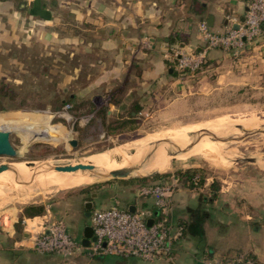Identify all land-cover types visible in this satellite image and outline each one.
I'll return each instance as SVG.
<instances>
[{"label": "crops", "instance_id": "crops-1", "mask_svg": "<svg viewBox=\"0 0 264 264\" xmlns=\"http://www.w3.org/2000/svg\"><path fill=\"white\" fill-rule=\"evenodd\" d=\"M248 2L0 0V45L39 41L46 46L56 43L72 54L83 50L94 57L97 70L88 88L105 89L94 98L106 109L105 120L116 119L120 113L137 118L164 105L186 107L195 96L233 76H264V28L238 54L210 48L205 65L196 74H178L173 60L166 56L179 48L201 50L206 42L199 25L205 22L211 32L225 33L233 26L232 19L241 22ZM210 182L206 180L198 188L179 184L168 213L170 242L163 255L144 260L118 255L90 258L80 252L72 264H203L232 251L249 252L264 264V176L243 177L233 187H221L214 196ZM119 189L112 184L101 186L90 192L89 200L95 204L107 198V208L121 206V200L126 201L121 208L134 205L123 193H116ZM129 191L134 195L136 189L130 187ZM78 211L77 204L69 210L62 207L53 217L66 219L77 216ZM73 222L78 237L72 238L81 243L90 221ZM4 224L0 227V264H63L56 253L33 250L28 233L18 237L13 224Z\"/></svg>", "mask_w": 264, "mask_h": 264}, {"label": "rangeland", "instance_id": "rangeland-1", "mask_svg": "<svg viewBox=\"0 0 264 264\" xmlns=\"http://www.w3.org/2000/svg\"><path fill=\"white\" fill-rule=\"evenodd\" d=\"M93 64L94 57L86 55L83 50L72 54L64 51L56 43L48 46L39 41L0 45V86L3 84L4 90L14 94L0 96L2 108L0 124L9 125L12 131L10 142L17 152L15 158L0 156V163H7L9 166L11 163L45 164L44 162L56 161L74 165L81 161L87 164L89 159L96 163L100 159L107 161L108 164L107 157L103 159L100 157L103 152L109 154L147 134H177L207 124V130L222 129L220 132L222 138L239 136L237 140L231 138L228 142L221 139L220 153L226 158L222 156L217 159H221L224 166L214 167L203 159L195 157L186 162L175 163L166 172H154L146 176L106 178L65 190L48 185L45 187L47 192H42V188L44 189L42 185L29 187V184L27 188H13L8 186L9 183H1V196L12 199L14 195L20 197L23 193L22 197L27 196V198L22 199V202L0 201V227L6 223L7 226L13 224L14 228L23 206L42 204L44 212L41 215L24 217L21 223L22 232L35 234L40 231L41 223L50 217L54 218L53 215L62 207L63 210H69L77 204L79 214L75 215L76 217L68 215L66 220L61 216L68 232L76 238L78 235L73 221L76 220L78 223L90 221V217H86L83 212V200L89 199L90 192L101 186L112 184L120 187L116 193L120 195L123 193L124 198L128 197L134 202L135 194L132 195L129 188L135 191L139 179L154 174L172 173L178 169H200L204 176L203 183L209 180L218 183L219 189L222 187L224 190L233 187L236 181H242L243 177L264 176L263 76L230 77L217 88L192 98V102L186 107L164 105L149 113L138 114L133 121H129L125 113H120L116 119L109 118L104 121L99 113L104 109L103 104H98V101L96 103L94 98L102 96L105 89L104 87L91 90L88 88L92 77L97 74ZM71 95L74 97L72 98ZM218 119H223L222 124L212 123ZM32 123L38 124L39 129L33 125V128H28ZM37 130L39 131L36 132ZM249 131L259 132L248 134ZM65 137L75 139L76 145L68 148L69 145L63 139ZM248 158H253L255 162L248 161ZM127 159L125 158L126 162ZM46 174H41L42 180L52 183L51 173ZM22 175H25L26 179L29 176L25 172H22ZM38 179L31 176L27 181L37 183ZM204 191L211 193L209 189ZM121 202L123 203L119 207H124L126 201L121 200ZM107 204H109L107 198L101 202L96 201L93 210L107 208Z\"/></svg>", "mask_w": 264, "mask_h": 264}, {"label": "built area", "instance_id": "built-area-1", "mask_svg": "<svg viewBox=\"0 0 264 264\" xmlns=\"http://www.w3.org/2000/svg\"><path fill=\"white\" fill-rule=\"evenodd\" d=\"M244 21L233 20V26L225 33L211 32L205 22L199 25L206 44L197 51L176 49L167 53L174 62L178 74L195 73L206 62V54L210 48H221L238 54L246 43L262 34L264 28V0H249ZM198 176L193 178L198 183ZM179 182L174 175L164 181H151L138 185L135 191L134 212L128 208L110 206L95 209L90 215L94 240L87 246L72 238L67 225L62 219L48 218L41 223L40 231L28 234L31 248L38 252L56 253L64 264H70L80 252L88 257L118 255L122 257H138L152 260L163 255L170 242V223L168 213L172 197L178 189ZM151 199L150 204H148ZM153 210L156 214H153ZM150 211L151 225H147L146 212ZM203 264H256L249 252H240L230 259L218 257L208 258Z\"/></svg>", "mask_w": 264, "mask_h": 264}, {"label": "bare ground", "instance_id": "bare-ground-1", "mask_svg": "<svg viewBox=\"0 0 264 264\" xmlns=\"http://www.w3.org/2000/svg\"><path fill=\"white\" fill-rule=\"evenodd\" d=\"M222 121L223 119H218L214 120L212 123L217 125L222 124ZM32 125L36 126V128L39 129V126L36 123L29 124L28 128H33ZM206 127L207 124H202L196 128L186 130L177 134H147L139 140L122 145L119 149L113 150L109 154L107 152H101V159L107 157L109 160L108 164L105 160L99 159L98 161H96V163H93L94 161L89 159L87 164H91L94 166V169L91 171H60L57 170L56 166L61 163L56 161L44 162L45 164H34L33 162H22L23 164L11 163V165L8 166V169L0 172V186L1 183H9L8 186H12L13 188H27L26 186L29 184V187L42 185L41 187L44 186V189L42 188V192H47L45 187H47L48 185H52L59 190H65L99 181L103 179V177L106 176L108 172L115 169L134 167V169H132V171L129 173V176H146L154 172H166L170 170L175 163L179 161L186 162L188 159H192L195 157L203 159L211 166L222 167L224 166L223 161L221 159H217L224 156L220 153L222 148V142L220 139L222 137L220 132L222 131V129L215 130L211 128L210 130H207ZM0 129L10 130V127L7 124H0ZM38 131L39 130H37L36 132ZM65 138H63L64 141ZM237 138L238 137H233L232 140H237ZM228 141L230 140H224V142ZM68 148H70V146ZM224 157L226 158V156ZM125 158H128V162L125 161ZM5 164L8 165L7 163ZM22 172L27 173V175H29L28 177L30 178L31 176L33 178H39L38 182L34 183L32 181H27L28 177L26 179L25 175H22ZM46 173H51L50 181L52 183H47L42 180L43 177H41V174L45 175ZM39 175L40 177H38ZM21 190L23 191L24 189ZM23 195L24 194L22 193V196ZM35 195L37 196V194ZM14 196L15 197H12L11 199L10 197L0 195V201L22 202V199L27 198V196Z\"/></svg>", "mask_w": 264, "mask_h": 264}, {"label": "water", "instance_id": "water-1", "mask_svg": "<svg viewBox=\"0 0 264 264\" xmlns=\"http://www.w3.org/2000/svg\"><path fill=\"white\" fill-rule=\"evenodd\" d=\"M248 7L245 8V10H247ZM244 21V17H242L241 22ZM234 29L238 28V24L233 25ZM255 132H259V131H249L248 134H252ZM12 131L10 130H6V129H0V156H8L10 158H15L16 157V150L13 148L11 142H10V137H11ZM213 136V135H212ZM239 137V136H238ZM231 138H233V136H231ZM230 136L229 138H220L222 140H231ZM65 142L70 146H75L76 145V140L70 137L65 138ZM16 161H20V160H16ZM248 161H252L255 162V160L253 158H248ZM8 165L4 164V163H0V172L3 170L8 169ZM57 170L60 171H77V170H87V171H91L94 169V166L91 164H83V163H77V164H70V163H63V164H58L56 166ZM132 169H134V167H130V168H121V169H115L112 170L110 172L107 173L106 176L103 177V179L106 178H126L129 177V173L132 171ZM153 174V173H152ZM151 175V174H150ZM96 194L93 193L92 197H95ZM84 207L86 209L85 211V216L86 217H90L91 212L93 210L94 207V203L93 201L86 199L84 201ZM128 210L130 212H134L135 210V206L131 205L128 207ZM151 212L147 211L146 212V216L148 217L147 219V225H151L152 223V218H150ZM27 235V233H25ZM95 238L93 236V231H92V227L90 225L85 226L84 228V235H83V239L81 241L82 245L87 246L89 244L90 241H93Z\"/></svg>", "mask_w": 264, "mask_h": 264}, {"label": "trees", "instance_id": "trees-1", "mask_svg": "<svg viewBox=\"0 0 264 264\" xmlns=\"http://www.w3.org/2000/svg\"><path fill=\"white\" fill-rule=\"evenodd\" d=\"M205 64L202 65V67L204 66ZM200 70V69H199ZM198 70V71H199ZM197 71V72H198ZM197 72H195L194 74H196ZM264 77V76H263ZM13 96L14 94L12 93H8V91L4 90V87H3V84L0 86V96ZM72 98L74 97V95H71ZM0 109H2L0 107ZM100 115L102 116L101 119L105 121V118H106V109H103L101 110L100 112ZM128 120H134V118H132L131 116L128 118ZM127 121V122H129ZM170 175H174L177 179H178V182L179 184H182V185H185L189 188H198L202 185L203 183V180H204V176L202 174V171L200 169H196V168H191V169H178L172 173H165V174H154L150 177H143L141 179H139L137 181V186L138 185H142V184H146V183H149L151 182L150 180L151 179H154L156 181H164L166 179L169 178ZM195 176H198L199 179H198V183L195 184L194 181H193V178ZM98 184V183H96ZM136 186V187H137ZM210 188L213 192V195H216V193L218 192L219 190V187H218V183H215V182H212L210 184ZM44 212V205L40 204V205H34V204H28V205H25L22 207L21 209V212L19 213L18 215V221L14 223V229H15V233L18 234V235H21L22 233V229H21V223H22V219L24 217H34V216H37V215H41L42 213ZM157 212L153 210V214H156ZM241 251H232V252H227L223 255H220L218 258H221V259H230L233 257V255L237 254V253H240ZM251 254V253H250ZM252 258L254 259L255 263L256 264H260L257 260H256V257L254 255H252Z\"/></svg>", "mask_w": 264, "mask_h": 264}, {"label": "flooded vegetation", "instance_id": "flooded-vegetation-1", "mask_svg": "<svg viewBox=\"0 0 264 264\" xmlns=\"http://www.w3.org/2000/svg\"><path fill=\"white\" fill-rule=\"evenodd\" d=\"M85 208V207H84Z\"/></svg>", "mask_w": 264, "mask_h": 264}]
</instances>
